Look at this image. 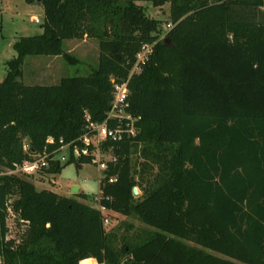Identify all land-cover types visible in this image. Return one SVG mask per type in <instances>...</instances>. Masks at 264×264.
I'll return each instance as SVG.
<instances>
[{"label": "trees", "instance_id": "obj_1", "mask_svg": "<svg viewBox=\"0 0 264 264\" xmlns=\"http://www.w3.org/2000/svg\"><path fill=\"white\" fill-rule=\"evenodd\" d=\"M140 2L171 4L173 28ZM43 33L14 44L0 82V172L102 122L112 80L126 79L143 45H155L130 79L139 132L114 145L101 203L154 228L141 243L115 245L101 210L17 174L0 176V256L12 264H264V0H40ZM100 41L99 67L58 84H26L25 59L61 56L66 40ZM25 141L30 151L24 150ZM82 146V142L78 140ZM141 146V148H140ZM140 150L139 173L132 154ZM91 156L53 161L58 173ZM139 174V178L135 174ZM117 181L109 183L110 176ZM30 177L31 175H27ZM142 186V197L133 194ZM83 200L89 196L78 194ZM10 208L27 222L17 250L5 242ZM190 241L194 244H189ZM214 251V252H212ZM95 258V259H93Z\"/></svg>", "mask_w": 264, "mask_h": 264}, {"label": "rangeland", "instance_id": "obj_2", "mask_svg": "<svg viewBox=\"0 0 264 264\" xmlns=\"http://www.w3.org/2000/svg\"><path fill=\"white\" fill-rule=\"evenodd\" d=\"M144 9L149 18L161 22L162 34L159 41L166 38L167 32L173 28L170 22L171 4L163 7H154L151 3H138ZM35 19H38L37 22ZM44 10L38 0H0V80L6 75V63L15 56L14 44L21 38L38 36L43 33ZM171 25L168 28V25ZM64 53L70 56V60L61 56H30L25 59L23 65V77L21 80L26 84L52 85L58 84L63 77L86 76L92 74L99 67L100 41L94 37L85 36L83 39L66 40L63 46ZM155 50V49H154ZM141 148V146H140ZM65 154V152H64ZM140 150L132 154L133 169L139 173L141 162ZM67 161H62L65 164ZM9 169L0 172V176ZM135 174L139 178V174ZM17 175L33 181L37 190H51L55 193L74 197L91 205L98 206L101 197L102 170L97 162L86 163L81 167L75 161L64 165L60 172L46 174L43 169L40 173L28 177L24 173ZM79 186V192L72 191L73 186ZM142 197V186H136ZM86 193L89 198L83 200L78 194ZM109 224L106 226L108 232L115 233V245L121 247L124 242L141 243L153 227L144 223L137 215H123L119 212L106 211ZM27 222L18 218L12 210L7 217V233L5 242L10 243L13 250H17L27 233ZM189 244H194L187 241ZM214 252V251H212ZM215 253V252H214ZM1 257V256H0ZM94 263H96L94 261ZM0 264H12L4 256ZM97 264V263H96Z\"/></svg>", "mask_w": 264, "mask_h": 264}, {"label": "built area", "instance_id": "obj_3", "mask_svg": "<svg viewBox=\"0 0 264 264\" xmlns=\"http://www.w3.org/2000/svg\"><path fill=\"white\" fill-rule=\"evenodd\" d=\"M39 22L38 19H35ZM171 25H168L170 28ZM154 44L143 45L136 56V61L129 76L121 81L112 80V100L109 109L106 111V116L102 122L92 120L89 113H86V127L84 134L78 139L66 142L64 138L59 139L60 145L49 150L48 145L57 143V139L50 135L47 137V146L41 153H33L32 158L24 160L22 163L15 164V167L9 169L8 174H17L19 172L26 175H34L40 173V170L49 168L53 161H68L71 158L78 159L80 156H91L94 162H97L102 175V180L107 176V170L111 164L117 161V156L114 153V145L109 142H118L127 138H132L139 132L140 116L134 115L130 110V79L134 74H141L144 67L149 62L150 57L154 52ZM1 82V80H0ZM78 140L82 142V146L78 144ZM24 150L30 151L29 142L25 141ZM65 152V154H64ZM117 176L113 175L108 178L109 183L117 181ZM101 190V188H100ZM98 208L103 214V224L106 227L109 224V218L106 211L108 208L101 203V197L98 198ZM9 211L12 209L9 206ZM22 220V219H21ZM24 221V220H22ZM1 259V257H0Z\"/></svg>", "mask_w": 264, "mask_h": 264}, {"label": "water", "instance_id": "obj_4", "mask_svg": "<svg viewBox=\"0 0 264 264\" xmlns=\"http://www.w3.org/2000/svg\"><path fill=\"white\" fill-rule=\"evenodd\" d=\"M38 2L40 3V0H38ZM72 191H73L74 193L79 192V186L74 185ZM133 194H134V196L139 195V189H138L136 186L133 188Z\"/></svg>", "mask_w": 264, "mask_h": 264}, {"label": "crops", "instance_id": "obj_5", "mask_svg": "<svg viewBox=\"0 0 264 264\" xmlns=\"http://www.w3.org/2000/svg\"><path fill=\"white\" fill-rule=\"evenodd\" d=\"M39 3V2H38ZM40 4V3H39ZM93 259H95V258H93ZM96 260V259H95ZM97 261V260H96ZM97 263V262H96Z\"/></svg>", "mask_w": 264, "mask_h": 264}]
</instances>
